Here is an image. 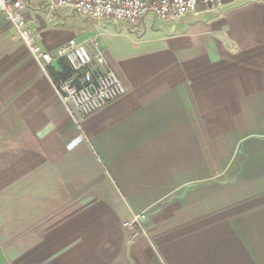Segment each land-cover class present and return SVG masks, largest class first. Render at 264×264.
<instances>
[{"label": "crops", "instance_id": "obj_1", "mask_svg": "<svg viewBox=\"0 0 264 264\" xmlns=\"http://www.w3.org/2000/svg\"><path fill=\"white\" fill-rule=\"evenodd\" d=\"M24 3L45 50L89 44L125 93L70 111L65 65L0 14V264H264V0L135 26Z\"/></svg>", "mask_w": 264, "mask_h": 264}, {"label": "built area", "instance_id": "obj_2", "mask_svg": "<svg viewBox=\"0 0 264 264\" xmlns=\"http://www.w3.org/2000/svg\"><path fill=\"white\" fill-rule=\"evenodd\" d=\"M51 9L71 7L97 21L108 19L135 26L148 14L161 21H175L197 11L200 4L217 8L225 0H45ZM24 0H0V14L16 24L35 59L44 65L64 61L70 72L56 80L57 92L70 111L87 117L122 97L125 88L118 74L108 67L104 55L89 44L70 39L55 54L44 49L24 15ZM145 215L135 214L123 226L136 234Z\"/></svg>", "mask_w": 264, "mask_h": 264}, {"label": "trees", "instance_id": "obj_3", "mask_svg": "<svg viewBox=\"0 0 264 264\" xmlns=\"http://www.w3.org/2000/svg\"><path fill=\"white\" fill-rule=\"evenodd\" d=\"M63 63L65 65V69L62 72H59L56 74L55 79L57 80L61 75H66L67 73L70 72V69L68 65L64 61H59L58 63Z\"/></svg>", "mask_w": 264, "mask_h": 264}]
</instances>
